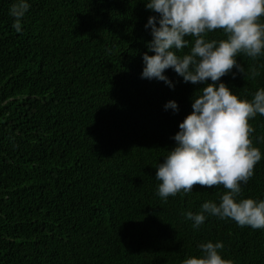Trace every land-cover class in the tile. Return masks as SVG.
<instances>
[{
  "label": "trees",
  "instance_id": "obj_1",
  "mask_svg": "<svg viewBox=\"0 0 264 264\" xmlns=\"http://www.w3.org/2000/svg\"><path fill=\"white\" fill-rule=\"evenodd\" d=\"M15 2L0 0V264H183L209 241L230 264H264V229L214 216L194 229L185 218L219 204L222 185L157 195L156 166L204 85L179 83L172 69L174 87L143 81V55L154 54L145 25L157 15L147 0H29L19 33ZM237 60L245 75L233 68L221 80L251 101L264 56ZM249 124L262 159L238 199L259 201L264 115Z\"/></svg>",
  "mask_w": 264,
  "mask_h": 264
},
{
  "label": "clouds",
  "instance_id": "obj_2",
  "mask_svg": "<svg viewBox=\"0 0 264 264\" xmlns=\"http://www.w3.org/2000/svg\"><path fill=\"white\" fill-rule=\"evenodd\" d=\"M30 7L29 0H16L11 6L16 32L22 31ZM146 8L157 15L150 16L145 25L152 35L147 47L154 54L143 55V81L150 85L156 79V87L161 81L174 87L165 75L172 69L179 83L204 85L192 97V112L179 124L173 137L175 147L156 166L157 195L167 201L178 193H190L197 184L206 188L222 185L228 191L219 204L206 201L199 213L184 214L193 228L214 216L231 219L240 227L264 229V200L238 199L242 184H247L262 159L260 149L252 145L250 134L255 129L249 121L264 115V88L249 101L233 94L221 80L229 73L235 77L233 68L245 75L237 60L241 53L252 59L264 56V23L260 22L264 0H147ZM218 29L226 39L206 38ZM186 37L195 38L191 46ZM185 48L189 51L180 55ZM256 75L252 73L253 78ZM165 109L179 111L175 100L168 101ZM198 247L202 255L186 258L183 264H230L221 255L222 242L209 241Z\"/></svg>",
  "mask_w": 264,
  "mask_h": 264
}]
</instances>
